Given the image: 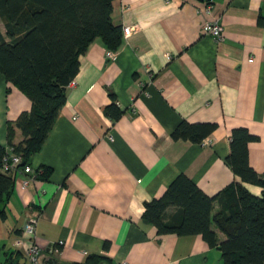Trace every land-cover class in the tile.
<instances>
[{"label":"crops","instance_id":"obj_1","mask_svg":"<svg viewBox=\"0 0 264 264\" xmlns=\"http://www.w3.org/2000/svg\"><path fill=\"white\" fill-rule=\"evenodd\" d=\"M111 21L132 32L122 33L113 59L100 39L80 56L75 85L28 161L31 173L15 175L0 220V264H28L14 254V241L32 213L35 241L51 264H83L90 255L110 264H224L200 235L159 236L141 217L144 204L181 174L209 198L240 182L225 163L233 129L257 137L248 161L264 173V0H113ZM206 22L222 26L223 41L203 34ZM109 92L123 111L117 121L103 112ZM30 110L0 74L2 147L9 146L8 123L12 145L23 142L14 124ZM184 121L217 128L201 144L173 140ZM241 185L261 196L259 187ZM218 212L215 202L211 217ZM175 213L168 209L165 220Z\"/></svg>","mask_w":264,"mask_h":264},{"label":"trees","instance_id":"obj_2","mask_svg":"<svg viewBox=\"0 0 264 264\" xmlns=\"http://www.w3.org/2000/svg\"><path fill=\"white\" fill-rule=\"evenodd\" d=\"M113 0H0V74L31 102L14 126L24 140L12 145L14 128L7 124V142L22 155L21 166L40 151L60 109L66 88L79 71V58L96 39L111 51L122 44V29L111 21ZM263 19L259 17V23ZM104 114L117 121L123 114L113 93ZM217 128L213 123L181 122L173 140L201 144ZM257 140L247 129L230 134V153L225 163L240 182H234L214 197H207L185 175L176 177L159 198L144 204L141 220L155 227L159 236L200 235L210 248H217L224 264H264V173L257 174L248 161V145ZM5 147L0 145V220L14 192L15 175L2 172ZM50 170L43 179H47ZM241 183L261 189L254 197ZM219 212L211 217L214 203ZM176 213L165 220L168 209ZM214 226L225 239L219 242ZM108 247V246H107ZM17 256L23 255L15 252ZM110 261L90 255L83 264ZM42 264H51L44 260Z\"/></svg>","mask_w":264,"mask_h":264},{"label":"built area","instance_id":"obj_3","mask_svg":"<svg viewBox=\"0 0 264 264\" xmlns=\"http://www.w3.org/2000/svg\"><path fill=\"white\" fill-rule=\"evenodd\" d=\"M132 29L130 27H124L122 33L124 37H128ZM202 32L204 35L211 36L215 41L221 42L224 39L223 28L217 22H206L202 25ZM107 58L113 59L114 52L107 51ZM75 85L74 81H71L67 88ZM66 88V89H67ZM22 155L15 152V147H5V155L2 162V172L8 175H16L17 172L25 174L31 173L30 166H21ZM38 223V214L32 213L28 215L25 225L22 229L21 237L14 241L15 249L19 250L26 258L28 264H42L45 260L44 254L41 248L36 243V229Z\"/></svg>","mask_w":264,"mask_h":264},{"label":"rangeland","instance_id":"obj_4","mask_svg":"<svg viewBox=\"0 0 264 264\" xmlns=\"http://www.w3.org/2000/svg\"><path fill=\"white\" fill-rule=\"evenodd\" d=\"M0 30L3 32V34H5V29L1 21H0Z\"/></svg>","mask_w":264,"mask_h":264},{"label":"water","instance_id":"obj_5","mask_svg":"<svg viewBox=\"0 0 264 264\" xmlns=\"http://www.w3.org/2000/svg\"><path fill=\"white\" fill-rule=\"evenodd\" d=\"M201 2H208V1H211V0H199ZM100 264H106L105 262H101Z\"/></svg>","mask_w":264,"mask_h":264}]
</instances>
